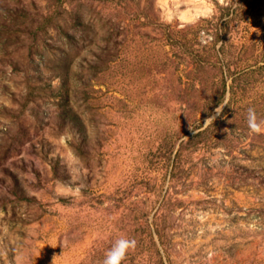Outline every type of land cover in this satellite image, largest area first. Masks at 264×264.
<instances>
[{
  "label": "rangeland",
  "instance_id": "374dc122",
  "mask_svg": "<svg viewBox=\"0 0 264 264\" xmlns=\"http://www.w3.org/2000/svg\"><path fill=\"white\" fill-rule=\"evenodd\" d=\"M249 107L264 0H0V264H264Z\"/></svg>",
  "mask_w": 264,
  "mask_h": 264
},
{
  "label": "clouds",
  "instance_id": "9594fccd",
  "mask_svg": "<svg viewBox=\"0 0 264 264\" xmlns=\"http://www.w3.org/2000/svg\"><path fill=\"white\" fill-rule=\"evenodd\" d=\"M223 2V0H222ZM227 105V97L224 101ZM247 126L248 130L252 134H264V119H258L255 108L249 107L247 109ZM136 247V241L134 239H128L120 237L116 239L109 251L105 254L103 264H122L127 253L130 250H134Z\"/></svg>",
  "mask_w": 264,
  "mask_h": 264
}]
</instances>
